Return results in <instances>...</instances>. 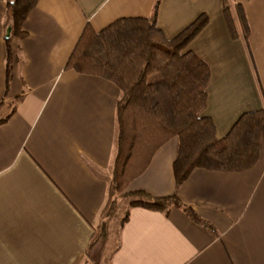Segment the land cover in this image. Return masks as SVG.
Instances as JSON below:
<instances>
[{
  "label": "crops",
  "instance_id": "1",
  "mask_svg": "<svg viewBox=\"0 0 264 264\" xmlns=\"http://www.w3.org/2000/svg\"><path fill=\"white\" fill-rule=\"evenodd\" d=\"M9 1L0 0V264H86L90 254L93 264H264L262 143L251 169H195L177 188L179 142L168 141L127 190L176 194L205 226L175 207L127 208L115 244L93 247L108 203L120 91L66 68L85 29L154 17L171 40L205 15L186 50L210 69L205 115L222 138L242 114L264 111V0H38L21 37L9 30ZM7 39L14 62L5 95Z\"/></svg>",
  "mask_w": 264,
  "mask_h": 264
},
{
  "label": "trees",
  "instance_id": "2",
  "mask_svg": "<svg viewBox=\"0 0 264 264\" xmlns=\"http://www.w3.org/2000/svg\"><path fill=\"white\" fill-rule=\"evenodd\" d=\"M37 2L7 3L13 37L23 35L22 23ZM236 13L239 30L246 40L249 29L241 6L236 5ZM227 18L236 37L233 22ZM206 24L207 17L200 15L175 38L167 40L154 17L120 19L100 32L85 29L78 40L66 68L106 79L120 91L109 198L123 192L143 174L157 150L174 138L179 142L172 165L177 188L195 169L239 173L257 163L259 142L264 138V111L242 114L222 138L217 137L214 123L205 115L211 72L203 60L186 49ZM13 62L7 39L5 95ZM122 196L131 199L129 209L140 207L168 214L170 207H175L193 223L205 226L176 194L155 198L144 191H134ZM128 213L127 210L120 226Z\"/></svg>",
  "mask_w": 264,
  "mask_h": 264
},
{
  "label": "rangeland",
  "instance_id": "3",
  "mask_svg": "<svg viewBox=\"0 0 264 264\" xmlns=\"http://www.w3.org/2000/svg\"><path fill=\"white\" fill-rule=\"evenodd\" d=\"M261 143L264 146V138L260 140L259 145ZM110 184L111 183H109V187ZM126 192H128L127 188L123 192L114 196L113 198L111 197L109 198V194H108V205L106 206L103 212V223L96 229L93 238V245H92L93 247L94 246L98 247L101 245L107 246V244L109 245L110 242L112 243L110 244L111 246L115 244L119 227L121 225L122 220L125 217L126 210L131 201L130 198L122 196V194ZM111 203H113L112 207H111L112 205ZM94 261L95 258L93 257V254H90L87 258L86 264H93Z\"/></svg>",
  "mask_w": 264,
  "mask_h": 264
}]
</instances>
